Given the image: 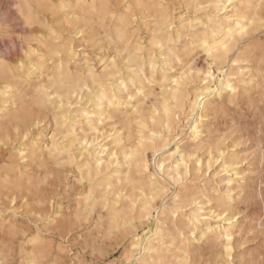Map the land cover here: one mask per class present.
I'll return each instance as SVG.
<instances>
[{
	"label": "clouds",
	"instance_id": "9594fccd",
	"mask_svg": "<svg viewBox=\"0 0 264 264\" xmlns=\"http://www.w3.org/2000/svg\"><path fill=\"white\" fill-rule=\"evenodd\" d=\"M0 264H264V0H0Z\"/></svg>",
	"mask_w": 264,
	"mask_h": 264
}]
</instances>
